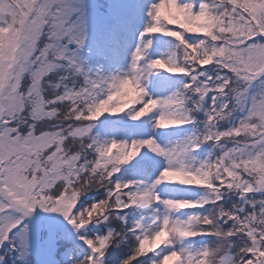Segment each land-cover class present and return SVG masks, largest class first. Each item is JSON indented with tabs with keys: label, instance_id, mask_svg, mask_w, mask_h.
I'll return each instance as SVG.
<instances>
[{
	"label": "snow or ice",
	"instance_id": "obj_1",
	"mask_svg": "<svg viewBox=\"0 0 264 264\" xmlns=\"http://www.w3.org/2000/svg\"><path fill=\"white\" fill-rule=\"evenodd\" d=\"M85 9L82 0H0V245L11 239L13 249L30 250L28 226H19L39 208L62 214L77 232L101 226L79 236L87 248L74 240L64 247L67 231L37 214V244L49 253L64 248L65 264H106L109 249H119L118 264H264V195L249 197L264 194V87L250 92L253 82L264 85V0H156L127 69L108 73L92 72L80 58L88 37ZM153 34L175 38L180 51L150 57L146 50L153 41L144 37ZM186 34L202 38L192 42ZM210 64L216 67L207 76L200 69ZM59 68L65 71L50 79ZM161 71L189 78L179 90L150 95L146 82ZM37 80L55 86L56 94L46 99L66 108L67 118L43 117L54 122L42 126L31 115L25 97ZM152 84L170 87L163 80ZM209 91L214 95L200 127L193 113ZM237 110L242 115L236 123L218 127ZM121 113L133 121L156 113L153 127L159 129L194 127L164 146L151 136L130 142L97 138L94 122ZM54 136L63 140L54 143ZM208 142L219 153L197 159V150ZM145 147L164 159L163 169L151 183L121 179L117 174L130 161L129 169L151 167L150 158L138 157ZM166 169L189 173L195 182L165 180ZM162 182L203 186L206 192L196 200L162 198L157 190ZM101 189L99 199L81 200ZM228 191L239 196L231 207L222 203ZM178 201L189 203L177 207ZM153 203L163 210L156 209L150 222L121 215ZM208 203L213 207L204 213L176 215ZM198 236L213 239L177 246ZM157 249L164 254L149 256Z\"/></svg>",
	"mask_w": 264,
	"mask_h": 264
},
{
	"label": "trees",
	"instance_id": "obj_2",
	"mask_svg": "<svg viewBox=\"0 0 264 264\" xmlns=\"http://www.w3.org/2000/svg\"><path fill=\"white\" fill-rule=\"evenodd\" d=\"M156 0H91V5L94 9L89 10V14L87 13L88 18H91L94 23L90 28L88 33L87 40L85 45L80 49L79 55L84 63V65L91 70L92 72H103L108 73L107 66H99L93 62V57L104 53L105 50L112 44L113 37L125 32L131 33L133 31V22H135L136 26L141 24L144 20L145 14L148 12V8L152 5ZM200 0H196V3L199 4ZM153 36L160 43V48L164 49L166 54L168 55L170 51L176 49L177 41L173 37L166 36L164 34H153ZM186 39H191L192 42H195L196 39L202 38V34H186ZM177 52L180 49H176ZM214 64H210L208 66H204L200 71L205 72L207 76L213 75V69H215ZM65 71L63 68H59L56 72L50 74V79H57L61 72ZM189 77L183 74H169L167 72H154L152 76V81H166L170 87L167 90H162L165 95L169 94L170 91L179 90L183 82H185ZM206 78V76L201 77V79ZM76 83H79L80 78H74ZM27 82V81H26ZM264 87L261 85V82L255 81L253 82L252 87L250 88V92H256L259 89ZM57 91V89H55ZM48 95H51V91H49ZM214 95L213 91H209V93L203 98L201 101L202 108L199 111L193 113L195 118V124L203 127V121L206 116V109L210 106L212 97ZM224 98L218 97L217 103L222 102ZM27 111V109L25 110ZM242 113L237 110L231 114V116L226 117L224 120L218 122V127L227 128L232 124L236 123ZM107 117V120L105 119ZM155 113L146 114L144 117L140 118V120L133 121L127 115V113H121L118 115H110L105 114L97 121L94 122L93 133L97 135L99 139H123L128 140L129 142L132 139H139L145 137H154L155 128L153 127ZM54 121L44 119L41 121L42 126H47L48 124L53 123ZM193 124H187L183 126H175L172 128L166 129L168 132V139L164 136H157L158 141L162 146L168 144L176 140L177 138L183 137L189 134L193 130ZM52 142H54L52 140ZM229 146H231V142L229 141ZM220 151L218 146H214L211 142L201 144L200 148L197 150V159L208 157L210 155L214 156L218 154ZM147 156L151 159L153 168L152 170H160L164 164V159L159 156V154L151 152V150L146 147L141 149V152L138 154V157ZM137 158H134V160ZM132 164V161L128 162L124 166L121 167L120 172L117 174L121 179H137L140 180L143 173L146 170H136L129 169V165ZM160 187H169L171 191H173L178 196L183 199H192L196 200L205 195L206 188L203 186H194V185H182L178 182H162L161 185L158 186V191H161ZM103 194V190H92L81 196V200L88 201L91 199H99ZM262 193H250V198H260ZM239 200V196L232 191H228L224 193V201L225 207H231L233 203ZM213 207L211 203L205 204L203 208H192V209H183L176 213V215H183L189 213H204L207 210H210ZM127 213L130 217H132V221L135 219H139L143 217L141 214L140 208L134 209H125L121 215ZM145 221L150 222V220ZM101 226L96 224H91L83 229L81 232H78L74 241L77 244H82L84 248L87 245L84 244L82 240L79 239V236L84 234L87 231V228L99 229ZM14 234L10 235V238L13 237ZM213 239L212 237H196L193 240H185L186 243L192 244L194 246H198L201 243L207 242ZM232 240L238 241V237H232ZM70 241L73 240H63L61 244L64 247L70 246ZM15 242L13 240H7L6 244L0 245V264H40L39 263V253H27L22 257L21 250L13 249L12 243ZM242 243V242H241ZM160 251L164 253L162 249H157L156 253H150L149 256L154 258H159ZM64 248L57 246L55 249L54 256L56 258V263L54 264H65V258L63 256ZM122 256L120 255L119 249L115 252L112 249H109V252L106 253V264H118L119 259ZM140 259H144L141 257Z\"/></svg>",
	"mask_w": 264,
	"mask_h": 264
},
{
	"label": "rangeland",
	"instance_id": "obj_3",
	"mask_svg": "<svg viewBox=\"0 0 264 264\" xmlns=\"http://www.w3.org/2000/svg\"><path fill=\"white\" fill-rule=\"evenodd\" d=\"M82 2L86 5L85 9V17L87 21V31L89 33L90 28L93 26V22L91 18H88L87 13L89 14V10L94 9L91 5V0H82ZM155 3V2H154ZM151 5L149 6V8ZM148 8V9H149ZM143 25L141 26H136L135 22H133V31L131 33H120L116 36H114V40L112 44L105 50L104 53L101 55H97L93 57V62L96 63L97 65L101 66H107L108 72H113V71H124L127 69L129 61H130V56L131 52L134 51L137 43L139 42V37L140 34L139 32H142L144 27L150 23L151 18L145 14V17L143 19ZM144 39H151L153 41L152 45L147 49V53L150 57H156V56H167L166 52L159 48V43H157L154 39V37H148L145 36ZM154 75V72L152 76ZM147 83L148 91L150 95L157 96V95H165L164 92H162L161 89H158L156 87H153L152 84V77ZM156 115V113H155ZM157 135L164 136L165 138L168 139V132L164 129H159L155 128L154 132V137ZM165 166V165H164ZM159 174V171L157 172H151V170H146L144 173L145 178H148L149 183L152 182V180L155 179V177ZM142 177V178H143ZM141 178V179H142ZM162 184V183H161ZM164 190L163 194H160L162 198H174L176 199L175 193L171 191L169 187H164L162 188V191ZM156 209H161L163 210V205L162 204H157L153 203L146 208L140 209L141 214L143 215V218L146 220L152 219L153 213L155 212ZM37 214L40 217L43 218H52L55 219L56 222L61 225L69 234L66 239L68 240H74L75 237L77 236L78 232L73 228L72 225L68 224L67 220H65L60 213H55V212H45L43 209L37 208L35 210V213L33 214L32 217H26L25 220L22 222V225L19 226L20 229H23V226L26 224L29 229V233L32 235L33 238V243L32 247L28 251H21L22 257L25 256L27 253H33V252H38L39 253V263L40 264H54L56 263V258L54 256L55 251L49 253L47 250H44L39 247V245L36 242V236H35V230H34V221L37 218ZM83 230V229H82ZM80 230L79 232H81ZM17 232V229H13L12 232L9 233V236L11 234H15ZM65 239V240H66ZM7 240L4 241L3 243L6 244ZM82 245V244H78ZM179 246H185L184 242ZM87 248V246H86ZM160 256H162L164 253L160 251ZM169 264H174V261H170Z\"/></svg>",
	"mask_w": 264,
	"mask_h": 264
},
{
	"label": "clouds",
	"instance_id": "obj_4",
	"mask_svg": "<svg viewBox=\"0 0 264 264\" xmlns=\"http://www.w3.org/2000/svg\"><path fill=\"white\" fill-rule=\"evenodd\" d=\"M207 25H202L206 27ZM44 70V69H40ZM55 86L49 84L45 81L41 84L38 80L34 82L32 94L25 97V106H31V115L35 116L37 119L43 120V117H54L56 121H62L67 118L68 111L66 108L56 106L50 99H46L49 91L52 95L56 94ZM162 123H180V121H162ZM54 143L63 140V136L52 137ZM174 178H179L181 182L193 183L195 182V177H192L189 173L178 169H166L163 172V179L172 181ZM177 207H183L188 204V201H178L175 202ZM145 246H150V242H145Z\"/></svg>",
	"mask_w": 264,
	"mask_h": 264
},
{
	"label": "bare ground",
	"instance_id": "obj_5",
	"mask_svg": "<svg viewBox=\"0 0 264 264\" xmlns=\"http://www.w3.org/2000/svg\"><path fill=\"white\" fill-rule=\"evenodd\" d=\"M164 130H166V129H164ZM157 136H161V135H157ZM157 136L155 137V139L158 141V138H159V137H157ZM164 165H165V162H164L162 168H161L160 170H158V171H161V170L163 169ZM148 178H149V177H147V178L143 177L141 180L145 181L146 183H149ZM163 192H164V190H163V191H162V190L159 191L160 194H163ZM175 196H176V199H183L182 197L178 196L177 194H175ZM184 245H188V244L186 243V241H184Z\"/></svg>",
	"mask_w": 264,
	"mask_h": 264
}]
</instances>
